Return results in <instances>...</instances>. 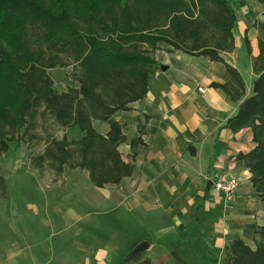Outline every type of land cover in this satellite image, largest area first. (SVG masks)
<instances>
[{
    "label": "crops",
    "instance_id": "0c3cea01",
    "mask_svg": "<svg viewBox=\"0 0 264 264\" xmlns=\"http://www.w3.org/2000/svg\"><path fill=\"white\" fill-rule=\"evenodd\" d=\"M234 7L238 25L232 51L215 61L171 46L159 48V69L146 96L117 115L127 137L119 150L135 169L120 183L96 186L87 172L78 184L86 191L79 190L77 201L88 204L77 217L82 264H134L131 253L141 241L148 245L139 260L149 264H225L231 241L256 245L264 199L254 190L242 157L257 140L241 106L257 93L263 76L264 70L255 71L253 57L261 52L257 25L264 22V5L239 0ZM228 67L237 69L246 88L235 102L213 85L229 83ZM222 173L243 177L233 201L213 189ZM66 214L70 227L77 219Z\"/></svg>",
    "mask_w": 264,
    "mask_h": 264
},
{
    "label": "trees",
    "instance_id": "16d2710c",
    "mask_svg": "<svg viewBox=\"0 0 264 264\" xmlns=\"http://www.w3.org/2000/svg\"><path fill=\"white\" fill-rule=\"evenodd\" d=\"M237 25L236 9L227 0H0V108L18 111L31 95L29 112L47 109L58 123L77 125L82 132L46 147L44 155L55 168L82 167L100 187L120 183L135 165L119 150L127 137L116 114L146 96L159 69L156 51L171 46L219 61L223 51L234 48ZM263 52L254 63L258 72L264 70ZM57 60L80 68L76 85L55 88L46 70ZM227 71L237 86L213 85L235 102L245 93L244 80L236 68ZM241 116L251 117L254 127L257 145L242 157L261 191L264 96ZM94 119L107 122L108 129L99 132ZM258 233L254 248L240 238L231 241L225 264H264V224Z\"/></svg>",
    "mask_w": 264,
    "mask_h": 264
},
{
    "label": "rangeland",
    "instance_id": "374dc122",
    "mask_svg": "<svg viewBox=\"0 0 264 264\" xmlns=\"http://www.w3.org/2000/svg\"><path fill=\"white\" fill-rule=\"evenodd\" d=\"M227 1L233 6L239 3V0ZM262 22L257 26L259 44L264 51ZM258 56L253 57L254 63ZM46 71L55 88L62 91L77 84L80 68L70 60H57ZM229 76L228 86L236 87L235 80ZM30 99L28 94L18 111L0 108V264H82L77 217L88 204L77 201V197L86 191L84 185L78 189V184H82L87 171L68 164L57 169L44 155L53 140L70 141L82 132L77 125L58 123L47 109L29 112L26 105ZM92 123L101 133L109 126L98 119ZM259 195L264 199V189ZM63 210L71 215L72 221L77 219L70 227ZM140 254L133 256L134 264H148L147 260H139Z\"/></svg>",
    "mask_w": 264,
    "mask_h": 264
},
{
    "label": "built area",
    "instance_id": "2783aa9c",
    "mask_svg": "<svg viewBox=\"0 0 264 264\" xmlns=\"http://www.w3.org/2000/svg\"><path fill=\"white\" fill-rule=\"evenodd\" d=\"M198 90L204 91L203 87H199ZM242 180L243 177L240 174L222 173L213 182V189L222 195L225 200L233 201L237 196V189L242 183Z\"/></svg>",
    "mask_w": 264,
    "mask_h": 264
},
{
    "label": "water",
    "instance_id": "95a60500",
    "mask_svg": "<svg viewBox=\"0 0 264 264\" xmlns=\"http://www.w3.org/2000/svg\"><path fill=\"white\" fill-rule=\"evenodd\" d=\"M164 65L161 64V68H163ZM257 93L249 96V98L243 102L242 106H241V111L249 108V106L255 102L260 100L263 96H264V71H263V76L262 78L258 81V85H257ZM148 245V242L146 241H141L139 242L135 249L132 251V256H136L141 250H143L146 246Z\"/></svg>",
    "mask_w": 264,
    "mask_h": 264
}]
</instances>
